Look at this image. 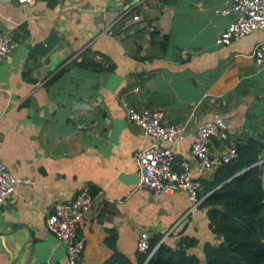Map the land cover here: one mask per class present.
Listing matches in <instances>:
<instances>
[{
  "label": "crops",
  "instance_id": "crops-1",
  "mask_svg": "<svg viewBox=\"0 0 264 264\" xmlns=\"http://www.w3.org/2000/svg\"><path fill=\"white\" fill-rule=\"evenodd\" d=\"M227 1L0 0V32L13 42L0 57V162L30 179L0 202V264H68L45 217L84 185L93 191L78 229L87 250L81 264L106 251L109 229L131 259L140 231L168 246L183 234L198 245L211 240L207 207L176 223L189 205L184 191L137 186L135 150L151 139L126 122L122 101L160 109L163 122L182 127V140L169 146L198 182L216 168L189 151L204 120L218 117L228 142H264V65L253 58L264 32L217 44L237 15L217 11ZM83 57L108 68L81 66ZM208 149L214 157L222 143L210 138ZM198 245L187 252L201 258Z\"/></svg>",
  "mask_w": 264,
  "mask_h": 264
},
{
  "label": "built area",
  "instance_id": "built-area-1",
  "mask_svg": "<svg viewBox=\"0 0 264 264\" xmlns=\"http://www.w3.org/2000/svg\"><path fill=\"white\" fill-rule=\"evenodd\" d=\"M217 11L223 14L232 12L237 14L215 38L217 44H225L255 30L264 32V0H228ZM12 47L13 42L9 35L6 32H0V57L7 56ZM253 58L255 63L264 65V45L262 43L258 42L254 45ZM122 106L125 110L126 122L137 126L143 136L151 139L148 145L135 150L138 166L137 186L157 194H167L175 190L184 191L189 205L177 220L176 223H178L198 207L204 197L198 194L201 185L192 177L187 161L178 159L169 146L171 143L182 140V127L163 122L160 109L133 108L125 101H122ZM210 138L222 143V149L214 157L209 155ZM227 140L226 126L214 116L196 126L189 151L201 167L211 168L236 156L233 143ZM27 183H30L29 178L13 175L0 162V202L12 194L15 184ZM91 201L92 195L89 187L84 185L78 188L71 200L54 204L50 212L46 214L45 227L64 245L68 264L78 262L84 242L78 229ZM148 247V234L146 231H140L136 238L135 248L137 252L147 253L145 260L151 257L154 251V248L148 250Z\"/></svg>",
  "mask_w": 264,
  "mask_h": 264
},
{
  "label": "trees",
  "instance_id": "trees-1",
  "mask_svg": "<svg viewBox=\"0 0 264 264\" xmlns=\"http://www.w3.org/2000/svg\"><path fill=\"white\" fill-rule=\"evenodd\" d=\"M107 60L96 61L83 57L79 65L95 69L108 68ZM236 156L216 166L212 180L199 181V206L207 207L210 241L200 245L187 235H180L174 246L159 242L158 233H148V250L154 251L145 260L146 252L136 251L134 259L115 247L116 232L107 231L102 240V253L91 264H264V142L248 138L233 143ZM93 190L89 192L92 195ZM230 220L234 228L225 225ZM157 244V246H156ZM198 245L201 258L187 250ZM83 242L77 264L86 256ZM201 259L203 262H201Z\"/></svg>",
  "mask_w": 264,
  "mask_h": 264
}]
</instances>
